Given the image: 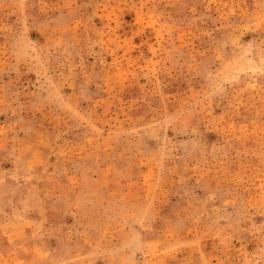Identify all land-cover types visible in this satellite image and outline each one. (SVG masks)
<instances>
[{
  "label": "rangeland",
  "instance_id": "rangeland-1",
  "mask_svg": "<svg viewBox=\"0 0 264 264\" xmlns=\"http://www.w3.org/2000/svg\"><path fill=\"white\" fill-rule=\"evenodd\" d=\"M0 264H264V0H0Z\"/></svg>",
  "mask_w": 264,
  "mask_h": 264
}]
</instances>
